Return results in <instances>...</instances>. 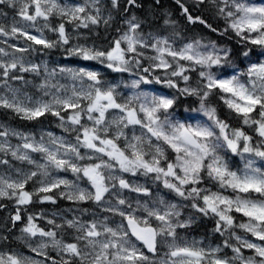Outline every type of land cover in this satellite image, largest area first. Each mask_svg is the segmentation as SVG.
Instances as JSON below:
<instances>
[{
  "label": "snow or ice",
  "instance_id": "1",
  "mask_svg": "<svg viewBox=\"0 0 264 264\" xmlns=\"http://www.w3.org/2000/svg\"><path fill=\"white\" fill-rule=\"evenodd\" d=\"M175 2L189 23L198 22L221 36L233 33L238 49L202 39L177 48L166 37L145 35L143 21L136 15L124 19L126 29L117 28L119 35L109 39L106 47L73 43V32L78 41L80 29L92 31L101 24L111 27L114 16L111 11L103 15L102 0L73 5L60 0H24L17 15L26 23L14 21L9 27L0 24V36L23 38L26 43L24 47L10 44L12 53L0 47V86L8 93L0 95V108L29 121L55 117L65 132L75 133V143L51 132L45 142L43 135L36 140L0 125V153L34 166L26 172L16 169V178L0 175V199L16 205L11 216L13 226L24 219L21 213L29 205L55 204L58 198L74 203L91 201L98 206L107 203L103 210L120 217L115 227L109 225L107 217L88 222L73 218L63 224L48 219L53 229L45 230L35 222L37 216L28 215L21 232L27 237L29 251L42 259L9 251L0 253V264H264V167L256 163L257 159L264 161V0L259 4L207 0L224 20L223 30L194 16L182 0ZM18 3L20 0H0V6L13 9ZM109 3L111 9L121 11V0ZM205 3L193 0L196 8ZM153 4L159 5L160 0H153ZM141 7L139 0H124L123 12ZM6 15L0 7V16ZM53 18L59 22L53 24ZM164 23L174 25L175 21L165 19ZM45 30L55 39L48 38ZM56 49H62L66 57L96 62L110 72L136 77L123 85L133 91L123 96L118 91L121 84L107 80L95 68L49 69L47 64L26 62L23 56L15 55ZM148 49L155 54L147 55ZM145 60L149 61L147 66ZM237 61L247 67L241 70ZM41 71L44 80L38 88L44 96H50L48 100L22 98L20 89L9 85V80L28 83L23 73L39 76ZM191 73L198 77L195 87L190 83ZM58 74L70 79L71 86L53 83ZM157 85L162 90H156ZM213 95H218L255 133V142L244 127L233 128L220 118L216 107L208 104ZM188 97H195L199 107L184 111L200 113L206 121L196 116L177 117L179 105ZM9 136L18 137L21 143L13 147ZM32 153H39L43 162L33 159ZM230 154L240 158L242 167L233 168ZM0 164L8 165L9 160L0 159ZM54 172H71L74 179ZM123 174L151 177L189 203L158 197L150 202L137 200L133 206L121 195L122 190L146 197L153 193ZM30 182L35 185L31 191L26 190ZM81 182L87 186L82 187ZM229 191L231 195L225 194ZM106 196L114 197L115 205L106 201ZM186 207L199 217L181 219ZM235 213L246 221L237 223ZM205 217L214 221V233L226 237L222 246L205 247L181 238L178 229H187ZM39 218L43 219V214ZM65 226L74 230L71 242L57 238V230ZM236 229L254 239L237 234ZM36 237L45 239L33 245L30 241ZM49 248L56 251L58 260L49 254ZM224 249L232 254H221ZM245 250L251 255H245Z\"/></svg>",
  "mask_w": 264,
  "mask_h": 264
},
{
  "label": "rangeland",
  "instance_id": "2",
  "mask_svg": "<svg viewBox=\"0 0 264 264\" xmlns=\"http://www.w3.org/2000/svg\"><path fill=\"white\" fill-rule=\"evenodd\" d=\"M23 2H24V0H20V3L17 4V7L15 9L8 8L9 12L6 11L5 9H2L5 13H7V15L6 16H0V24L4 25L5 27H9L14 21H20L21 24L26 23V22L22 21L21 18L17 15V11H18L19 7L22 6ZM60 2L63 4L73 5V4H82V3H84V0H60ZM248 2L259 4V3H261V0H248ZM102 13L104 16L108 15V12L105 13L103 8H102ZM58 22H59L58 19L53 18V20H52L53 24H56ZM39 23L42 24L43 22L40 21ZM101 25L103 26V24H101ZM67 27H68L69 31L72 32V26L68 25ZM121 29L125 30L126 25H124V27ZM29 31L32 32V34H37V33H35V31L33 29H29ZM79 33H80V38H84L86 40H84V41L78 40L77 41V39H76L77 33L73 32V37H74L73 43L79 42V43H88L89 45L93 44L87 40L88 36L86 34H84L83 32H81V29L79 30ZM151 34L153 36H156V37L168 38L170 40V42H172L173 45L177 48L183 46V44H185L187 42L192 41L190 39H175V38H171L167 35L159 34V33H151ZM45 35L50 39H55V35L51 32H48L47 30H45ZM118 35H119V33L117 34V36ZM145 35H147V34H145ZM109 39H111V37H109L108 40ZM108 40H106V41L101 40L100 42H94V43L97 47H106ZM4 41H7V43H4ZM10 44H16L17 46H21V47L26 46V43L23 40V38L12 39L9 37L0 36V47L5 48L6 51H8L9 53H12L13 49H11L9 47ZM36 47L39 48L40 46H36ZM146 52H147V55H154L155 54L150 49L146 50ZM15 55L17 57L23 56L25 58L26 62L40 64L41 66H43L44 64H47L49 69L58 68L61 66H67V67H72V68L87 66V67L95 68V69L101 71L102 73L105 71H109V70L103 68V66L99 65L96 62H87V61H81L75 57H66L63 54L62 49H56L55 51L54 50H43V51H40V53L38 51L37 52H29V53L17 52V53H15ZM3 59H8V58L4 57ZM148 63H149V61H147V60L144 61L145 66H147ZM241 64L242 65L239 67L241 70H244L247 67V64L246 63H241ZM229 71H231V69H229ZM17 74H20V73H17ZM33 74L34 73H23L22 74L25 77V81H28V83H24L23 81L9 80V85L13 88L20 89V95L22 98L24 96H28V97H31L32 100H38V99L48 100V99H50V96H44L43 91L38 88V85L40 83H42L44 80L43 71H41V75H39V76L34 74L35 77H31L30 75H33ZM104 77L108 78L106 76H104ZM134 78H136V77L131 76L130 74L126 73L123 78L117 77V78H112V79H107V80H109L113 83H120L121 87L118 89V91L121 92L123 96H127V95H130L133 90L131 88H125V87H123V85L124 84H130L131 80ZM52 82L64 84V85L69 86V87L72 84V81L70 79H68L65 76H61L59 74L55 77V79ZM154 87L156 90H161V86H159V85L154 86ZM52 91H54V90H52ZM168 91H172V90H168ZM6 94H8L7 89L3 86H0V95H6ZM185 116H196L197 119L199 121H202V122L206 121V119H207L202 114L195 113V112L183 111V114H177V117L180 119H183ZM33 121L35 122L37 120H33ZM43 123L48 124V125L39 124L33 129H30V128L25 129V128H20V127L18 128L15 125L7 124L6 122H4L0 118V125H3L4 127L11 129V130H14L16 132L32 135L36 138V140H39L40 137L43 135L45 137V142H47V133L51 132L56 137H63L68 143H75V133H68V132H65L62 128H60L58 126L59 121L57 118L53 117L52 123H45V122H43ZM0 130H2V129H0ZM136 131H137V134H139L140 130L138 128ZM2 140H3V138H0V141H2ZM8 141L13 147H15L17 144L21 143V140L16 136H9ZM84 151H85L84 149H81L82 153ZM31 155H32L33 159H35L41 163L43 162V160L41 159V155L39 153H32ZM170 155H171V153H170ZM3 159L9 160V164L8 165L0 164V175H7V176H11L12 178H16V175H17L16 169H20V170L26 172L30 169H33V167H34L32 165L27 164L26 162L17 161L15 159H13L10 155H7V156L4 155ZM86 162L87 161H82L81 163H86ZM256 163H257V166L264 167V161L257 159ZM230 164L233 166L234 169L237 167H242V161L240 160V158L237 156H231V154H230ZM53 175H58L60 177H64V178H67L70 180L74 179L71 172H67V173H65V172H54ZM123 175L126 179H128L132 183L141 184V185L148 187L151 190V192L153 193V195L151 197H146V196H143L141 194L129 192L128 190H122L121 195L123 197L127 198L129 200V202L133 204V206L136 205L137 200H139L141 202H144V201L150 202L152 199H155L158 197H163L164 199L171 201V202H174V203H180V204H188L189 203L187 201H181L180 198L176 197L174 193H171V192H169V190L165 189L161 183L154 182L151 177H145V176H139V175L133 177L130 174H123ZM81 186L86 187L87 185H85L83 182H81ZM33 187H35V185L32 182H30L29 185L26 186V190L31 191L33 189ZM212 190L215 191V190H217V188L214 186ZM225 194L231 195V192L229 191L228 193H225ZM63 200L69 202L67 205V209L65 211L42 210L41 209L42 206L46 203L41 204L38 202L33 203V204L29 205L28 207H30V208L34 207L36 209V212L33 215L37 216L38 218L35 222L40 227H43L45 230L53 229V225H50L47 223L48 219H54L56 221V223L63 224L65 220L73 219V218H77L82 222H88L91 220H103L105 217H107L108 223L112 227H115L120 222L119 216H115L112 213H109V212H106L103 210V208L109 206V204H107V203H105L102 206H98L91 201L81 202L83 204L90 205L89 207H86V208L77 207L76 204H78V203L75 204L74 202L68 201L66 199H62L60 201V199L58 198L56 203L62 204ZM107 200H111V204L115 205V198L114 197L106 196V201ZM1 201H4V199H0V202ZM40 205H42V206H40ZM14 207H16V205H14ZM182 212H183V215H182L181 219H186L189 215H194V214L188 212L187 210H185V208L182 209ZM41 214H43V217H44L43 219L39 218V216ZM29 215H31V214H29ZM234 215L236 216L237 223H240L238 221V219H242L243 222L246 221V218L242 217L239 213H235ZM194 216H196V215H194ZM25 222H26V219L23 221V223H25ZM24 226L25 225L21 226V228L18 231H16L15 233H13L11 235V237L13 239L18 240L23 245V248H21L20 250H17V251H13V252L23 253V254L31 255V256L35 257V254L31 253L29 251L28 247L26 246L27 237L21 232V229ZM69 230L73 231V233H74V230H72V229H69ZM181 230H183V229H181ZM236 232H237V234H239L241 236H246L248 239H254L253 237L250 236V234H247L240 229H236ZM179 234H180L181 238L186 240L188 243L197 242V243L202 244L205 247H216L217 245L222 246L223 241H224V240H222V241L220 240L221 242H219V241L215 240L213 238V234H211L207 238H205V237H199V238L186 237L184 235V233H182V232H179ZM2 236H4V234L0 230V253H6V252L11 251L10 249L3 246V241H2L3 237ZM70 237L73 239V236H70ZM41 239H45V238L36 237V238H33L30 242L33 245H35ZM224 239H226V237ZM65 240H67V239H65ZM231 242L236 243L235 240H232ZM50 249L51 248L47 249L49 254H50ZM54 252H55V254H57L56 251H54ZM224 253H227L228 255L232 254L230 249H224V252L221 254H224ZM245 255H251V252L249 250H245ZM35 258L36 259H42V257H35ZM49 264H50V262H49Z\"/></svg>",
  "mask_w": 264,
  "mask_h": 264
},
{
  "label": "trees",
  "instance_id": "3",
  "mask_svg": "<svg viewBox=\"0 0 264 264\" xmlns=\"http://www.w3.org/2000/svg\"><path fill=\"white\" fill-rule=\"evenodd\" d=\"M183 3L186 4V6L189 7L190 12L194 16H200L203 19L207 21V23L211 24L213 27L223 30L226 25L224 20L217 15L216 7L211 4L210 2H207L199 8H196L193 6V0H182ZM139 3L142 5L141 8H132L129 13L123 12L124 7V0H121V11L117 12L116 10L111 9L109 0H104L102 2L103 10L105 13L111 11L112 15L114 16V20L111 24V27H105L104 25L94 26L93 30L90 31L88 29H81V32L86 34L87 40L90 43L94 42H100L101 40H108L109 37L114 38L117 36L118 32L116 31L117 28H123L124 27V19L131 15H136L140 20L143 21L142 24V30L144 34L148 33H159L167 35L171 38L175 39H202L204 42H207L209 40L215 41L218 46L220 47H230L234 51H236L239 47L237 44V39L233 33L229 32L225 36H221L218 33L211 32L208 28H206L204 25L200 23H189L185 16L182 14V11L179 7V5L176 4L175 0H160L159 5H154L153 0H139ZM2 7V9H5L9 12L8 7ZM165 19H170L172 21H175L174 25L168 24L166 25L164 23ZM122 30V29H121ZM175 33V34H174ZM79 40L84 41L86 39L80 38ZM55 51V50H54ZM40 53V51H38ZM239 65H242L240 61H237ZM126 73H113L109 72V76L112 78H117L120 76H124ZM31 77H35V75H30ZM192 80L190 81L191 85L195 87L197 85V74L191 73ZM208 104L210 106H214L217 109V113L220 116L221 119H225L233 128L236 127H244L245 131H247L250 135L254 136V142H255V133L252 132L251 129L244 126L241 122V119L236 116L235 113L230 112V110L223 104V101L219 99L218 95H213L209 97ZM199 105L198 100L195 97H188L186 100L181 103L177 109V113H182L185 108H197ZM255 115V113L253 114ZM0 118L10 125H15L16 127L25 128V129H33L37 125H47L45 123H52L53 117L52 116H46L43 117L37 121H29L21 119L18 115H16L13 111L10 109L0 108ZM4 158V154L0 153V159ZM206 186L214 187V185L207 184ZM62 199H60L61 201ZM62 204L59 203H47L43 205L42 209H52V210H61L65 211L66 207L69 202L63 200ZM76 204V203H75ZM0 205H4V207H0V229H2L5 232H13L17 230L20 226H22L23 221L27 218V215L31 213H35L36 209L27 207L26 210L22 211V216L24 219L20 222H17L15 226H13V223L11 221V216L15 214L14 207L15 203L14 201H10L7 199H4L3 202H0ZM79 207L86 208L90 205L88 204H82L78 203L76 204ZM42 206V205H40ZM185 210L188 212L196 215L199 217L198 213H195L193 209L190 207H186ZM206 223V224H204ZM214 221L209 218H198L196 222H194L191 227L187 229H178V232L184 233L187 237H205L210 236L213 234V238L220 242L221 239H218L217 236L218 233H214ZM70 230L68 228H64L62 230H57V236L62 237L66 236ZM205 233V234H204ZM64 238V237H63ZM67 240H71V237L64 238ZM71 242V241H70Z\"/></svg>",
  "mask_w": 264,
  "mask_h": 264
},
{
  "label": "bare ground",
  "instance_id": "4",
  "mask_svg": "<svg viewBox=\"0 0 264 264\" xmlns=\"http://www.w3.org/2000/svg\"><path fill=\"white\" fill-rule=\"evenodd\" d=\"M66 209H67V207H66ZM204 224H206V223H204ZM206 225H207V224H206ZM204 234H205V233H204ZM73 235H74L73 231H69L68 234H67L66 236H63V237H64V238H68V237L73 236ZM217 238H218V239H221V241H222V240H224L225 237H221L220 235H218ZM221 241H220V242H221Z\"/></svg>",
  "mask_w": 264,
  "mask_h": 264
}]
</instances>
